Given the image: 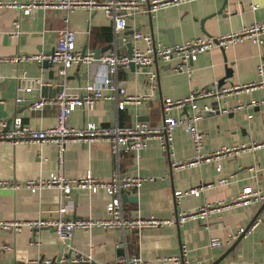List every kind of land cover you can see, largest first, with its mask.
I'll return each mask as SVG.
<instances>
[{"label": "crops", "instance_id": "crops-1", "mask_svg": "<svg viewBox=\"0 0 264 264\" xmlns=\"http://www.w3.org/2000/svg\"><path fill=\"white\" fill-rule=\"evenodd\" d=\"M16 3V7L0 6V56H32L49 54L57 40V31L62 27L63 12L34 8L24 13L19 5L31 0H2ZM256 6L255 9L252 7ZM20 22L21 33L14 37V22ZM264 20V0H194L178 6H169L153 14L138 13L126 18L125 29L117 36L113 24L103 11L75 9L70 13L69 26L76 33L75 49L85 53L111 45L101 54L116 50L119 54L132 48L146 49L143 39H132L135 32L149 34L155 42L176 44L201 35H216L236 31L254 21ZM100 54V55H101ZM226 60V62H225ZM43 63V62H42ZM35 60L0 62V120L5 128L12 127L14 116L36 129H44L56 122L57 106L54 98L43 101L41 108L22 109L16 98L31 82L38 81L51 89L61 86L68 92H77L98 72V62L73 64L63 81L51 64ZM174 59L158 60L146 70L142 68H120L113 81L118 82L127 94H151L139 105L128 104L117 110L111 102L101 100L92 110L77 107L69 116L68 124L81 127L87 123L108 125L117 122L121 126L145 121L158 125L162 121L164 98H182L193 89L213 86L226 73V65L233 75L224 86L245 84L257 80V68L264 63V42L257 46L250 42L214 47L200 54L192 63L190 76L172 70ZM149 71L156 73L155 82L149 79ZM27 82V84L25 83ZM23 83V85H22ZM106 92V90H105ZM58 92L55 93V96ZM264 95V86L248 93H232L219 101V110L228 112L205 114L198 123L204 135L202 152H210L222 146H232L254 139L264 138V104L235 109L240 104L259 100ZM37 96H41L40 91ZM214 99L205 98L199 104L212 105ZM189 109L172 110L170 115L189 113ZM251 114V117H248ZM194 155L189 135L177 127L172 132L170 153L164 151L156 138L147 140L145 148L137 158L134 152L122 153L115 160L109 143L95 140L88 143L68 142L63 152L62 171L66 177L74 178L90 170L93 175L109 179L115 165L121 174L154 176V181L145 182L138 190H126L122 200L124 214L157 218H172L181 212H191L206 203L229 202L244 186L261 188L264 192V148L200 162L193 166L175 168L174 163L190 160ZM259 169L255 177L250 166ZM58 166L57 150L50 143H12L0 140V179L10 182L46 178ZM220 167L218 171L216 168ZM233 175L231 182L218 185L217 181ZM204 186L198 195H185L175 201V190H187ZM109 197L102 189L96 193L75 190L68 197H60L54 188H45L33 193L25 185L17 189L0 188V220L25 221L37 218L57 217L61 203L70 206L67 218L106 215L105 206ZM135 199V200H134ZM234 206L214 211L205 217L189 219L183 224L157 228L105 229L96 227L90 232L75 230L72 246L59 240L52 228L38 230L24 228L13 232L0 228V262L14 263L41 258H68L75 251H91L94 264H106L123 255H139L149 264H181L159 261L162 256L182 255V264L212 263L236 239H231L239 228H246L263 204ZM260 219V220H259ZM222 242L221 247H211L210 241ZM9 245L10 249H3ZM61 248V250L59 249ZM184 249V254L181 250ZM240 261H264V208L258 219L244 232L242 239L219 264Z\"/></svg>", "mask_w": 264, "mask_h": 264}, {"label": "built area", "instance_id": "built-area-1", "mask_svg": "<svg viewBox=\"0 0 264 264\" xmlns=\"http://www.w3.org/2000/svg\"><path fill=\"white\" fill-rule=\"evenodd\" d=\"M194 0H31L27 4L19 5L24 13H30L34 8H47L63 12L62 27L57 31L56 44L49 54H35L32 56H11L1 57L2 61H28L35 60L39 63L47 61L53 67L55 72L64 81L68 69L75 63L85 62L90 64L93 61L98 62V72L94 78L84 86L79 87L77 92H68L61 83V89L54 98L57 106L56 122L54 125L44 129H36L23 123L21 117L14 116L12 127L5 128L6 122L0 120V140L12 143H50L56 147L58 166L55 172L46 178H37L25 180L23 182H10L6 179H0V188L17 189L22 184L31 192L45 188H54L59 191V196L68 197L75 190H88L90 193H96L102 189L106 192L109 199L105 206L106 215L102 218L84 217L67 218L70 206L61 203L56 210L57 217L37 218L25 221L0 220V228L13 232H20L24 228L29 230H38L44 227L52 228L61 241L72 237L75 230H84L90 232L96 227L105 229H132L141 231L145 228H157L162 226L179 225L189 219L205 217L211 212L220 211L234 206H247L260 203L264 199V192L261 188H252L244 186L229 202L206 203L199 206L191 212H181L172 218H157L154 216L142 217L141 215L127 216L124 214L122 195L126 190H138L148 181H154V176L127 175L121 174L116 164L111 172L109 179L93 175L90 170L80 174L77 177L70 178L63 174V152L65 144L68 142L88 143L95 140H105L109 143L110 153L115 160L119 159L122 153L134 152L136 157H140V152L145 148L147 140L156 138L160 147L170 153L172 132L175 128L181 127L190 137L194 155L185 162L174 163L175 168L193 166L200 162H211L214 159L226 158L245 151H255L264 148V138L254 139L247 142L235 144L232 146H222L213 151L203 153L204 135L198 128V123L204 116V112L212 110V105L204 103L199 104L200 100L212 98L221 101L225 96L232 93H248L257 87L264 86V63L259 64L257 68L258 79L245 84H231L228 86H213L193 89L182 98H164L162 101V121L158 125H151L145 121H137L133 125L121 126L117 122L108 125H98L87 123L81 127H74L68 124L70 114L77 108L82 107L86 110H92L95 105L105 100L115 105L117 110H123L126 105H139L150 98L151 94H127L125 89L113 81L120 68H129L130 64L137 68H145L153 64V60L171 61L176 63L172 70L177 73H185L190 76L192 72V63L200 54L209 52L214 47L227 48L231 45L250 42L257 46L264 42V20L254 21L249 25L243 26L239 30L216 35H201L190 40L182 41L176 44H163L155 42L149 34L135 32L132 39H143L146 43L145 50L132 48L130 56L119 54L116 50L101 54L98 58L93 57V52L81 55L80 51L75 49L76 33L69 26L70 13L75 9L83 8L89 11L101 10L111 19L113 24L114 36H117L125 29L126 18L138 13L153 14L157 10L169 6H178ZM0 6L16 7V3L8 4L0 0ZM256 6L252 8L255 9ZM12 36L16 37L21 33L20 22H14ZM149 79L155 82L156 73L149 71ZM29 91L30 88L25 89ZM106 90V92H105ZM20 98H16V102ZM264 104V95L259 100H253L246 104H240L235 109L246 106H258ZM43 101L36 103L31 107L34 110L41 108ZM189 109L187 114H179L174 117L170 115L172 110ZM219 110V109H218ZM223 113L228 109L219 110ZM248 114V117H251ZM218 171L220 167L216 168ZM249 170L254 176H258L259 169L252 165ZM233 175L222 177L217 181L218 185H224L231 182ZM204 186L191 187L187 190H175V201H179L185 195H198ZM260 220V219H259ZM256 222V221H255ZM244 232V228H239L238 232L231 239H236L238 235ZM211 247H221L222 242L216 239L210 241ZM3 249H10L9 245H3ZM184 254V249L181 250ZM159 261H171L173 263H183L182 255L162 256ZM95 260L91 251H75L68 258H41L26 260L24 262L0 264H94ZM148 260L139 255H121L106 264H149ZM198 264H207L199 262ZM229 264H264V261H240Z\"/></svg>", "mask_w": 264, "mask_h": 264}, {"label": "water", "instance_id": "water-1", "mask_svg": "<svg viewBox=\"0 0 264 264\" xmlns=\"http://www.w3.org/2000/svg\"><path fill=\"white\" fill-rule=\"evenodd\" d=\"M173 45V44H171ZM111 45H107L103 48H99L96 50L95 54H93V57L96 59L100 56V54L105 51L106 49L110 48ZM52 53V51L50 52ZM132 53V44L131 42H129L127 44V51H126V55L130 56ZM81 55L84 56L85 55V48L82 50L81 52ZM226 62V60H225ZM48 62L47 61H43L42 64H47ZM153 64L155 66V68H157V65H158V59L155 58L153 60ZM129 68L131 70H135V68H137V66L133 65L132 63L130 64ZM143 70H145V68L143 67L142 68ZM233 75V70L230 66H227L226 65V73L225 75L220 78L218 81H217V86L220 87L222 85H224L226 83V81L228 79H230ZM27 84V82H25ZM23 85V83H22ZM31 87L29 91H26L25 92H21L17 98H20V101H18L17 103L22 105V109H27L29 107H31L32 105L36 104V103H40L42 101H47V100H50L52 98L55 97V93L58 92L60 89H61V86H57L55 89H51L49 86L47 85H42L40 82L38 81H33L31 82ZM40 91V94L41 96H37L38 92ZM219 102L218 101H214V103H212V110L210 111H206L204 112L203 114H212V113H217L219 112ZM186 110V109H185ZM126 199V195L123 194L122 195V200H125ZM135 200V199H134ZM264 208V202L263 204L261 205V207L259 208V210L256 212V214L254 215V217L250 220V222L248 223V225L246 226V228H244V232H246L250 226L258 219L259 217V214L261 212V210ZM177 216V213L175 214ZM175 216V218H176ZM175 224H177L175 222ZM244 232H242L240 235H238V237L236 238V240L233 242V244L227 249L225 250L216 260H214L212 263L210 264H219L221 261H223L228 255L229 253L231 252V250H233V248L235 247V245L242 239L243 235H244ZM71 240L68 239V240H64L63 243L64 244H69L72 246V242L69 241ZM59 249L61 250V248L59 247ZM71 253H72V250H70L69 252V256L67 257H70L71 256ZM124 253H120V255H123ZM60 258V256L57 257V259ZM182 264V263H181Z\"/></svg>", "mask_w": 264, "mask_h": 264}]
</instances>
